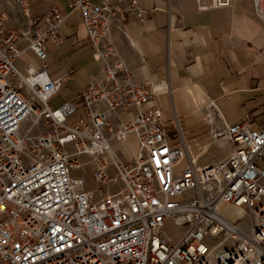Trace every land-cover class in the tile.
Masks as SVG:
<instances>
[{"label":"built area","instance_id":"obj_1","mask_svg":"<svg viewBox=\"0 0 264 264\" xmlns=\"http://www.w3.org/2000/svg\"><path fill=\"white\" fill-rule=\"evenodd\" d=\"M195 1L212 10L233 0ZM250 1L264 22V0ZM11 2L28 16L31 0ZM133 13L144 18L139 0H73L67 14L51 6L16 31L0 12V264H264V129L249 117L209 128L210 142L224 140L229 153L198 164L205 147L193 154L156 103L163 84L135 81L111 40ZM67 16L79 18L99 70L75 104L52 109L60 80L44 66L22 73L15 61L26 49L42 61ZM78 108L85 122L67 124ZM130 137L138 149L123 160L113 145Z\"/></svg>","mask_w":264,"mask_h":264},{"label":"crops","instance_id":"obj_2","mask_svg":"<svg viewBox=\"0 0 264 264\" xmlns=\"http://www.w3.org/2000/svg\"><path fill=\"white\" fill-rule=\"evenodd\" d=\"M72 1L31 0L25 16L11 0H0V12L7 13L8 28L20 31L28 19L39 18L51 6L67 14ZM139 3L144 18L128 15L118 22V28H112L111 40L135 81L163 84L156 103L167 120L177 119L190 150L197 146L211 149L217 144L209 142V128L244 117L253 121L252 129H264V22L252 2L233 0L230 7L212 10H199L195 0ZM79 25L78 17L67 16L59 26L60 42L45 44L42 61L27 49L15 61L22 73L28 64L44 66L50 80H60L57 93L48 100L52 109L75 104L99 70ZM209 115L214 121L208 122ZM79 120L85 122L79 108L66 118L67 124ZM134 142L133 137L127 138L124 144H114L113 150L127 160L136 153ZM130 143L134 151L129 149ZM228 153L225 146L211 163ZM183 164L181 161L179 166Z\"/></svg>","mask_w":264,"mask_h":264},{"label":"rangeland","instance_id":"obj_3","mask_svg":"<svg viewBox=\"0 0 264 264\" xmlns=\"http://www.w3.org/2000/svg\"><path fill=\"white\" fill-rule=\"evenodd\" d=\"M31 118L32 119H29L27 122L24 123V125H23L24 129L28 128L29 125L31 124L33 117H31ZM38 128H40V130L36 131L35 133L41 132L44 129L43 126L38 127ZM173 136L174 135L171 134V138H173ZM209 142H210V140H209ZM212 144H217V145H214L209 150H207L205 148L204 153L198 157L199 158L198 164H200V165L211 164V161H215V160H217L218 157H220V155H221L220 153H221V151L225 150V146H228V144L224 140H218L216 142H213ZM219 144H221L222 148L218 147ZM134 145L136 146V152H137L138 148H137L136 141L134 142ZM192 152H193V154L196 155V153H197L196 148L194 150L192 149ZM227 155H226V157H227ZM83 158L85 159V157H83ZM83 171H84L83 174L88 181V187L87 188L91 189V167L86 165L83 167ZM77 174H82V173L78 172ZM222 213L225 217L232 219L233 221L239 220V223H241V224L249 223V218L243 212H238V211H235L234 209H231V208H225V209H223ZM231 215H232V217H231ZM166 233H167V235H169L171 240L176 241L178 239V235H176V232L173 231L170 227L167 228Z\"/></svg>","mask_w":264,"mask_h":264},{"label":"bare ground","instance_id":"obj_4","mask_svg":"<svg viewBox=\"0 0 264 264\" xmlns=\"http://www.w3.org/2000/svg\"><path fill=\"white\" fill-rule=\"evenodd\" d=\"M29 119H32V118H29ZM29 119H28V120H29ZM28 120H26V122H27ZM128 145H129V149H130L131 151H134V145H132V143H130V144H128ZM235 211L242 212V211H240L239 209H236ZM231 217H232V215H231Z\"/></svg>","mask_w":264,"mask_h":264}]
</instances>
